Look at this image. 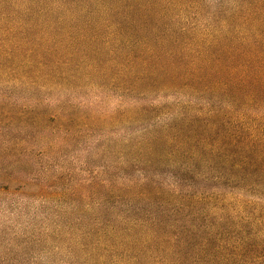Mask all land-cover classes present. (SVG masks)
Masks as SVG:
<instances>
[{"label":"trees","instance_id":"16d2710c","mask_svg":"<svg viewBox=\"0 0 264 264\" xmlns=\"http://www.w3.org/2000/svg\"><path fill=\"white\" fill-rule=\"evenodd\" d=\"M35 3L0 0V264H264V0Z\"/></svg>","mask_w":264,"mask_h":264},{"label":"rangeland","instance_id":"374dc122","mask_svg":"<svg viewBox=\"0 0 264 264\" xmlns=\"http://www.w3.org/2000/svg\"><path fill=\"white\" fill-rule=\"evenodd\" d=\"M7 1V0H5ZM36 2L35 3V8L36 10H39L43 5L47 4L48 6H56L58 0H16L17 3L19 4H23V6L27 3V2ZM216 0H209V4H211L210 8L214 9L213 3ZM18 5V4H17ZM5 11H10L12 8H14V4L13 2H4L3 4ZM2 49H0L1 51ZM3 78L0 79V94H6L8 96H29V91L28 90H19V85L13 83L10 80V77L7 76H2ZM21 91V92H20ZM10 128V127H9ZM10 130V129H9ZM7 129V124L3 121V118L0 115V139H5L6 141H8V139H10L11 136H13L14 134L11 133ZM2 145H0L1 147ZM1 148H0V153H1ZM7 168V164L6 162H2L0 164V169H5ZM8 173H14L13 170H8L6 169ZM4 176L0 177V180H3ZM1 186V184H0ZM6 186V185H4ZM19 199V200H18ZM20 200L23 201L22 199L18 198V197H12L10 194H6L4 192H0V235H2L4 233V231H7V235H12V230L17 231L19 229V227L17 228L16 225H13L15 222L19 223L21 226H24L27 224L29 217H28V213L24 212L23 210H21L20 208ZM17 207H14V211L11 209V207H9V205H16ZM36 206V204H35ZM19 216V217H18ZM21 216V218H20ZM9 248V247H8ZM0 250V256H5L4 255V251L7 253V250ZM11 250V249H10ZM37 256L36 253H33V257ZM1 260V259H0Z\"/></svg>","mask_w":264,"mask_h":264}]
</instances>
